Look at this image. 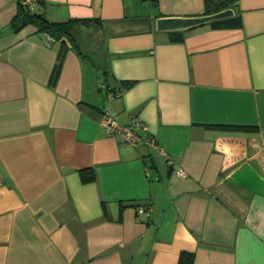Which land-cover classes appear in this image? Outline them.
I'll list each match as a JSON object with an SVG mask.
<instances>
[{
	"label": "crops",
	"instance_id": "1",
	"mask_svg": "<svg viewBox=\"0 0 264 264\" xmlns=\"http://www.w3.org/2000/svg\"><path fill=\"white\" fill-rule=\"evenodd\" d=\"M19 2L0 0V264H264V0L178 34L155 20L205 0H35L79 21L55 84L59 44L13 27Z\"/></svg>",
	"mask_w": 264,
	"mask_h": 264
},
{
	"label": "trees",
	"instance_id": "2",
	"mask_svg": "<svg viewBox=\"0 0 264 264\" xmlns=\"http://www.w3.org/2000/svg\"><path fill=\"white\" fill-rule=\"evenodd\" d=\"M237 1L238 0H205L203 15H211L220 12L222 10H225L227 8H232ZM19 6H20V11L12 21L13 27L21 28L26 25H32L37 29V32L39 34H44L47 37L48 43L52 41V42H57L59 44L56 63L50 78L51 83L55 84V82L58 79L66 52L71 47H77L71 32L74 24L78 23L79 21L68 20L65 22H50L46 20L41 14L34 12V8L33 10L29 11L25 7H23L20 2H19ZM239 21L240 20L238 18L232 17L229 19L214 21L213 24L219 25V24L227 23V24L236 25ZM172 33L178 34L180 32H172ZM133 83L134 81H122L121 88L123 89L129 88ZM100 89L104 91H108L105 85L104 88L100 87ZM119 90L117 91L113 90L112 92L116 93ZM216 127L225 130H233V131L246 130L245 127H231V126H216ZM80 178L82 183L92 182L94 180L93 171L91 169L81 170ZM177 264H193V255L184 252L180 253Z\"/></svg>",
	"mask_w": 264,
	"mask_h": 264
},
{
	"label": "built area",
	"instance_id": "3",
	"mask_svg": "<svg viewBox=\"0 0 264 264\" xmlns=\"http://www.w3.org/2000/svg\"><path fill=\"white\" fill-rule=\"evenodd\" d=\"M35 0H21V5L25 7L27 10L31 11L34 8ZM104 88V86H101ZM114 96H118L117 93L108 92L106 94V98H111ZM101 125L110 136H117L122 144H127L130 146H137L139 143H143L149 147H155V142L151 139V137H141L139 134V130L143 131L145 134L147 132L144 124L135 117L131 118L130 124L121 126L119 125L112 117L105 115L101 120ZM172 164V163H171ZM178 176H183L181 171H176ZM137 211L139 213L149 212L150 209H144L142 207H138Z\"/></svg>",
	"mask_w": 264,
	"mask_h": 264
},
{
	"label": "water",
	"instance_id": "4",
	"mask_svg": "<svg viewBox=\"0 0 264 264\" xmlns=\"http://www.w3.org/2000/svg\"><path fill=\"white\" fill-rule=\"evenodd\" d=\"M237 6L238 3H235L232 8H227L211 15L196 17H161L155 20V29L158 32L166 33L188 31L214 21L234 17L236 13L234 8Z\"/></svg>",
	"mask_w": 264,
	"mask_h": 264
}]
</instances>
